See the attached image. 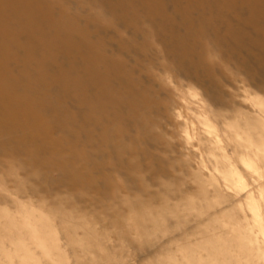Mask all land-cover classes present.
<instances>
[{
    "label": "rangeland",
    "instance_id": "obj_1",
    "mask_svg": "<svg viewBox=\"0 0 264 264\" xmlns=\"http://www.w3.org/2000/svg\"><path fill=\"white\" fill-rule=\"evenodd\" d=\"M15 2L0 264H264V0Z\"/></svg>",
    "mask_w": 264,
    "mask_h": 264
},
{
    "label": "bare ground",
    "instance_id": "obj_2",
    "mask_svg": "<svg viewBox=\"0 0 264 264\" xmlns=\"http://www.w3.org/2000/svg\"><path fill=\"white\" fill-rule=\"evenodd\" d=\"M38 3V2H37ZM177 5V4H176ZM29 5H26L24 2H15V0H0V12H7L8 11V7H12V9L14 10L13 16L15 17L16 14L21 13L23 14L24 17H26L27 19H31V25H29L28 27H30V29L28 30L29 32H31L32 35H35L36 37H38L37 39L40 41H44L45 45L49 48H54V46L56 45L57 42V38H53L50 39V34L48 32V30L46 29V26H44L42 23L41 19H37L34 15L35 11H31L28 9H31L30 7H28ZM37 7V6H36ZM35 7V8H36ZM41 8V7H40ZM43 8V6H42ZM38 9V8H36ZM2 13V12H1ZM238 13V12H237ZM20 16V15H19ZM1 17V16H0ZM22 20H24L23 18H21ZM18 21V20H17ZM44 21V20H43ZM52 22V21H51ZM64 23V22H63ZM68 23V22H67ZM66 26V25H65ZM66 28V27H65ZM68 28V27H67ZM31 30V31H30ZM218 30V29H217ZM25 31V30H23ZM59 33H57L58 37H60V29H58ZM68 35V34H67ZM63 36V35H62ZM66 37V36H65ZM7 38V37H6ZM11 40V38H9ZM49 39L51 40V42L49 41ZM55 39V40H54ZM60 39V38H59ZM8 40V39H6ZM72 41V40H71ZM69 39L66 41L68 43V45H70L71 42ZM75 42V41H74ZM263 42V41H262ZM61 43V42H60ZM63 44H59V46H62ZM233 45V44H232ZM37 46V45H36ZM87 46V45H86ZM254 46V45H253ZM35 47V46H34ZM96 47V46H95ZM45 48V47H44ZM66 49V47H65ZM91 51V50H90ZM89 51V52H90ZM9 52V51H8ZM14 53V52H13ZM13 56V55H12ZM34 56V55H33ZM17 57V56H16ZM90 57V56H89ZM25 58V57H23ZM26 59V58H25ZM16 61V60H15ZM260 61V60H259ZM41 63V62H40ZM45 63V62H44ZM86 64V63H85ZM93 64V63H92ZM43 67V66H42ZM97 67V66H96ZM85 68V67H84ZM95 68V67H94ZM99 71V70H98ZM97 72V71H96ZM91 73V72H90ZM110 73V72H109ZM71 75V74H70ZM92 75V74H91ZM1 76V75H0ZM97 77V76H96ZM101 80V79H100ZM88 89V88H87ZM100 95V94H99ZM94 96V95H93ZM109 115V114H108Z\"/></svg>",
    "mask_w": 264,
    "mask_h": 264
}]
</instances>
